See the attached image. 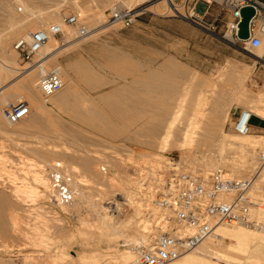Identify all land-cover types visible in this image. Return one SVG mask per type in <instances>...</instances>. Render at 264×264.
I'll list each match as a JSON object with an SVG mask.
<instances>
[{
    "label": "rangeland",
    "instance_id": "rangeland-1",
    "mask_svg": "<svg viewBox=\"0 0 264 264\" xmlns=\"http://www.w3.org/2000/svg\"><path fill=\"white\" fill-rule=\"evenodd\" d=\"M157 1H162L158 10L167 11L172 16L146 19L149 18L150 7ZM119 2L0 0V40L4 35L12 34L9 54H14L19 70L30 67L14 51V41L28 32L56 23L66 15H76L90 29L96 28L94 32L118 29L119 26H105L104 23L109 9ZM222 2L220 0L216 4L221 7L220 15L215 22L216 27L210 31L199 26L190 17V12L185 14L179 6L181 18L173 16L176 9L171 10L172 0L127 3L129 8L138 6L135 23L139 17L145 18L141 20L142 24L127 27L137 32L139 58H145L140 47L146 45H153L158 51L168 47L174 53L170 57L169 70L163 71L168 76L162 78L161 70L154 71L153 85L150 86L153 113L146 112L143 80L136 86V98L132 94L129 96V91L126 93L128 113H57L50 110L40 114L47 117L41 131L50 139L9 141L10 133L25 130L30 124L11 126L1 119L0 264H132L135 258L133 244L146 237L149 222L157 214L152 201L157 177L160 173L165 177L171 174L174 165L192 175H207L215 168L223 167L238 177L255 176L251 198L258 202L260 211L264 210V193L257 196L253 192L259 185L258 179H261L258 188L264 186V175L259 178L261 172H256L261 167L258 157L264 152V63L258 58L257 49L245 48L243 40L232 42L226 37L229 31L224 36L233 16ZM122 5L128 7L123 2ZM41 17L46 22L43 23ZM76 28L64 27L63 37L53 40L44 51L70 45L64 40L69 42L75 36ZM55 53L56 57L58 52ZM55 59H50L43 67L49 69L57 65L53 63ZM37 69L35 71L40 73ZM226 71L235 73V89L240 77L244 79V87H238L239 93L228 104L227 114L215 128V133L212 131L206 143L188 149L171 144L175 134L182 135L188 124L198 120L199 126H203L199 118L203 121L210 113H224L215 109L219 103L210 93L199 95L197 92L200 86L204 91L212 89L209 84L220 82ZM138 72L140 76L144 70ZM34 76L37 83L40 75ZM11 79L12 76L6 80ZM4 81L1 78L0 83ZM131 97L137 101H131ZM13 101L1 104L0 111ZM241 109L260 114L257 116L262 117L263 122L252 118L250 124L263 129L252 130L245 136L236 134L232 126ZM166 113H180L176 122L178 131L170 137L168 145L162 142L161 135L162 119ZM61 114L77 116L80 126L67 125L71 119L62 118ZM113 121L119 122L120 126L115 124L116 141L111 143L104 138H109ZM73 134L79 135L78 141H71L70 135ZM223 135L239 138L244 143L247 139L256 140V145L246 151L225 153L227 165L222 166L219 161ZM225 148H229L228 145ZM231 163H235V168ZM56 176L59 177L58 182L62 181L70 188L69 203H62L58 198L54 185ZM77 189H81L87 199H81ZM90 201L96 202L103 211L100 208L96 210V205L92 206ZM105 219L107 224L102 223ZM111 224L115 228H111ZM260 225L264 228V218H261ZM256 230L264 231L261 227ZM215 241L207 239L204 243ZM259 252L260 264H264V243L260 245ZM220 263L245 264V259L230 263L222 260Z\"/></svg>",
    "mask_w": 264,
    "mask_h": 264
},
{
    "label": "crops",
    "instance_id": "crops-1",
    "mask_svg": "<svg viewBox=\"0 0 264 264\" xmlns=\"http://www.w3.org/2000/svg\"><path fill=\"white\" fill-rule=\"evenodd\" d=\"M219 1L172 0L171 10L176 9L173 16L181 18L182 14L178 9L180 7L185 14L190 12L192 14L190 17L194 18L199 26L205 28L212 25L215 28V22L220 15L219 9H221L216 5ZM161 2L153 3L150 7L151 10L148 11L149 18L146 19L172 16L166 13L167 11L158 10ZM177 6L179 7L177 8ZM190 13L189 15H191ZM143 18V16L139 17V20L130 27L142 24L141 20ZM150 38L152 40V37ZM74 40L70 42V45L62 49L60 47L59 50L52 52V54L55 51L58 52L53 63L61 67L66 85L62 91L54 95L53 100H55V103H45L46 106L48 105L47 108L57 113H128L129 106L126 93L129 91V96L132 94L136 98V86L139 81L143 82L144 80L146 86L144 98L146 112L153 113L151 103L153 97L150 86L153 85L155 70H161L162 78L165 75L168 76L167 74L164 75L163 71L169 70L170 57L174 55L168 47L161 51L155 49L153 45L140 47L145 52V58H139L137 32L135 29L120 27L107 31H96L84 39ZM159 54L161 56H156ZM139 70H144V73L142 72L140 76ZM130 100L137 101L132 97ZM25 103L28 106V113L16 125L25 126L28 123L30 126L18 133H10L9 141L50 139L47 134L41 131L47 123V117L40 116L35 107L28 101H25ZM61 117L71 119L67 123L69 126H80L77 116L61 114ZM252 118L263 122V118L257 116V114L253 115ZM116 123L117 127L120 126L119 122L113 121V130L110 131L109 138H104L105 141L111 143L113 140L116 141V133L114 132ZM261 129L263 127H256V125L251 124V131ZM78 136V134L70 135L71 141L74 142V139L78 141ZM257 182L259 185L256 189H253V192L255 191L256 195L260 196V193H264V186L258 188L261 179H258ZM254 203L255 205L250 207L249 217L252 220L255 217V224H258L264 230L260 225L261 218H264V210L260 211L257 207L258 202ZM260 203L263 204L262 201ZM253 227L220 225L215 231L218 240L216 238L212 239L216 240L215 243L205 244L203 242L196 249L186 253L171 264H221L222 260L230 263L232 260L241 261L242 259H245V264H260L259 247L264 243V231L256 230L259 228L258 226L253 225ZM234 253H237V255Z\"/></svg>",
    "mask_w": 264,
    "mask_h": 264
},
{
    "label": "built area",
    "instance_id": "built-area-1",
    "mask_svg": "<svg viewBox=\"0 0 264 264\" xmlns=\"http://www.w3.org/2000/svg\"><path fill=\"white\" fill-rule=\"evenodd\" d=\"M222 6L228 9L233 16L232 22L226 27L225 35L229 31V40L234 42L237 24L240 18L239 9L243 6L254 8V16L248 25L249 37L243 40L245 48L255 49L264 41V0H223ZM138 6L129 8L116 3L114 9H109L107 21L109 26L120 28L130 27L137 15ZM192 16V14L190 15ZM65 25L79 23L76 15L62 17ZM258 22V23H257ZM214 30V26L205 27ZM91 29L80 23L76 39H84L90 35ZM63 30L57 23L45 28H38L29 32L26 38H19L13 43V49L20 55L24 63L40 65L34 57L40 52L49 39H61ZM74 38V39H75ZM264 63V53L258 57ZM60 66L54 65L42 73L37 86L43 96L48 97L63 87ZM28 113L25 101L9 102L4 106L3 114L9 123H18ZM255 115L241 109L232 129L236 134L246 135L251 131L250 120ZM264 163V153L259 155V164ZM171 174L157 177L154 202L163 211L158 222V234L150 247H139L135 264H168L179 258L182 253L196 247L200 241L218 223L241 222L255 225L249 217V210L255 203L250 196V189L255 176L238 177L223 167L215 168L207 175H192L179 170L177 165L172 166ZM54 178V177H53ZM55 177L60 202L71 201L70 188ZM56 199V197H54ZM57 201V200H56ZM190 229L191 232H187Z\"/></svg>",
    "mask_w": 264,
    "mask_h": 264
},
{
    "label": "bare ground",
    "instance_id": "bare-ground-1",
    "mask_svg": "<svg viewBox=\"0 0 264 264\" xmlns=\"http://www.w3.org/2000/svg\"><path fill=\"white\" fill-rule=\"evenodd\" d=\"M134 1L135 0H122V1L120 0L119 3H121V5H122V2H123L124 4L127 5V3L133 4ZM127 6L129 7V5H127ZM114 7H115V5L112 7V9H114ZM165 7L166 6H164V8ZM167 8H169V7H167ZM41 21L43 23L46 22V21H44L43 17H41ZM106 21L107 20H105V22ZM56 23L61 26L62 30H64V27H69L70 26V25H65L62 22L61 19H59ZM80 23L81 22L79 21L78 24L73 25V26H77V28L74 29L76 34H77V29H78V26H79ZM104 25L105 26H109L106 23H104ZM86 27H88V26H86ZM70 28H73V27H70ZM91 30L92 31H90V35L97 29L94 28V29H91ZM28 34H29V32L26 33L21 38H26L28 36ZM76 34H75V36H76ZM75 36L69 42L65 41V40H64V42H67L69 44L71 41L74 40ZM228 36H229V32H228ZM11 37H13V35L9 33V34L4 35L1 38V40H0V80H1V78L5 79L4 82H1L2 84L0 83V105L4 104V103H6L7 101H10V100H15L13 102L24 101L25 100L26 102L28 101L29 103H31L35 107L36 111L39 114L51 112L50 111L51 109L47 108L48 105L46 106L45 103H47V102L55 103V100H53L54 95H56L60 91H62L63 87H64V84H66V81L63 78L64 76L61 77L62 81L64 83L63 87L59 91L54 93L53 95L45 97V96H43V94L41 93L40 89L38 88L37 83L34 82V77H35L34 75L36 74V75L39 76L42 73H44L47 70L46 68L43 67L44 64L46 65L47 61H49L50 59L53 60V59H55L57 57V56L55 57V55L57 53L52 54V52H53L52 50L53 49H50L49 51H44V49L48 45L50 46V43H52L53 40H57V39H53V38L49 39V41L42 47L40 52L34 57V60L35 61H39L40 65H37V64L29 65L28 64L30 67L21 68L19 70L17 68V64H16L15 59L13 57L14 54L12 55V54H9V52H8L9 40H10ZM77 40H80V39H77ZM261 44L262 45H260L259 47L255 48V49H257L258 57H261L263 55V53H264V41H262ZM15 57H16V55H15ZM36 68H39V70L38 69L37 70L40 71V73L35 71ZM61 73L62 72H61V68H60V74ZM223 74H224L223 75L224 77H223V79H220V82L209 84V86H212V89L204 91L201 88V86H200L197 93L199 95L202 94V93H205V92L210 93L211 97H214V100L216 101V103H219V104H217L215 106V109L220 110L221 112H224V113H210L206 117V120H203V121H202V119L199 118V120H201V123L203 124V126H199L200 123H199L198 120H196L192 124H188V127L186 129H183L184 132L180 136H177L175 134L176 130L178 129V128H176V122L178 121L180 113H166L165 114L166 116L164 115L165 119H162L163 131H162V134H161L162 135V142L165 145H168L170 143L169 139L174 134H175V136H174L173 142L171 144H178L177 146L180 149H188L190 146H193V145H196V144L206 143L208 141L212 131L214 132L215 128L219 127V124L221 123V119H223L226 116V114H227L226 111H228L227 110L228 109L227 108L228 104L231 101H233L235 99L236 95L239 93L238 87L239 88H243L244 87V83H243L244 79H243V77L238 78V84H237V87L235 89L234 88L235 87L234 86L235 83L233 81V78L236 76L235 73L231 72V71H226ZM10 76H12V79L11 80H6ZM37 81L38 80H36V82ZM73 82H71V83L73 84ZM73 85H72V88H73ZM156 87H158V86L156 85ZM39 93H40L41 98L39 96ZM5 105H7V104H5ZM3 109H4V107H3ZM247 111H249V110H247ZM250 112L253 113V111H250ZM257 115H260V114H257ZM1 119L6 121V123H8L11 126L17 124V123H15V124L9 123L7 121V119L5 118L4 114H3V110L0 111V122H1ZM250 133L251 132H249L246 135H249ZM240 136H245V135H240ZM220 141L222 143V147H221L222 148L221 149L222 152H221V155H220L221 160L219 161V165H222V166H226L227 165V159L228 158H227V155L225 153H230L232 150H245L246 151L248 148L254 147V145H256L255 144L256 140L253 141V140H248L247 139V140H245L246 143H244L243 140H240L239 138H235V137L233 138V136H232V138H230V137H227V136L223 135V136H221ZM226 145H228L229 148L226 149L225 148ZM262 153H264V152H262ZM258 160H259V157H258ZM208 162H210V161H207V163ZM231 167L235 168V163H231ZM263 168H264V163L256 171L257 173L261 172L258 175L259 177L263 176V174H264V169ZM65 179H67V178H65ZM254 180H255V178H254ZM254 180H253V182H254ZM252 188H253V184H252V187L250 189V196H251ZM81 191H82L81 189L80 190L77 189V192H78L80 198L81 199H87V196H85V194H83V192H81ZM152 201H153L154 206H155V208L157 210V214L155 213V215L153 217V221L149 222V229L146 232V237H142L140 240H138L136 242V244H133V246L135 247V250L132 252V254H134L135 258L133 259V263L132 264H135V260H136V258L138 256V251H137L138 247L139 246H143V247H147V248L150 247L152 245L154 239L156 238L158 232H159L158 231L159 228H158V222L157 221L159 220V218H161V216L163 214V211L155 204L154 198H153ZM90 204L92 206H93V204H95L96 205V210H99V208H100V211H103L101 209V207L98 206V204L96 202L92 201ZM13 222L15 223V219H13ZM153 222H154V225H153ZM102 223L107 224L106 219L102 220ZM220 225L234 226V225H246V223H241V222H232L230 224H228V223H218L214 227L213 231L211 233H209L208 235H206L196 247H194V248L182 253V255H180L179 258L182 257L183 255H185L186 253L196 249L205 240L210 239V238L213 239L215 236H217L215 231H216V228L218 226H220ZM255 226L259 227L258 224H255ZM110 227L111 228H115L114 224H111ZM186 231L187 232H191L190 229H186ZM69 233H71V232H69ZM85 238H86V236H85ZM71 256L73 257L72 254H71ZM81 256H82L81 258L84 257V255H81ZM79 257H80V254H79ZM179 258H177L176 260H178ZM176 260H174V261H176ZM174 261H172V262H174ZM172 262H169L168 264H171ZM30 264H32V263H30Z\"/></svg>",
    "mask_w": 264,
    "mask_h": 264
},
{
    "label": "water",
    "instance_id": "water-1",
    "mask_svg": "<svg viewBox=\"0 0 264 264\" xmlns=\"http://www.w3.org/2000/svg\"><path fill=\"white\" fill-rule=\"evenodd\" d=\"M254 13V8L251 6H243L239 9L240 18L238 20V30L236 32V37L239 40H246L249 37L248 25Z\"/></svg>",
    "mask_w": 264,
    "mask_h": 264
}]
</instances>
